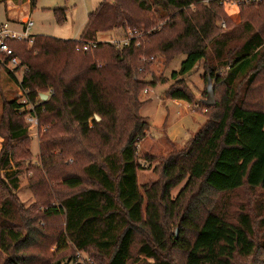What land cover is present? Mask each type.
<instances>
[{
    "label": "trees",
    "instance_id": "1",
    "mask_svg": "<svg viewBox=\"0 0 264 264\" xmlns=\"http://www.w3.org/2000/svg\"><path fill=\"white\" fill-rule=\"evenodd\" d=\"M201 2L104 0L88 15L78 41L41 35L34 36L30 46L26 42L7 41L14 56L25 66L18 82L25 103L9 102L10 111L4 120L7 137L5 141L0 137V190L8 194L7 200L0 206V218L4 220L0 226V250L9 254L7 241L14 245V255L7 256L4 264H38L37 258L21 254L37 247L40 235L36 228L30 226L39 220L38 216L22 229L5 223L12 218V211L19 212V205L13 197L18 190V174L9 171L18 155L25 156L23 148L30 126L23 119L34 113L40 123L45 115L55 121L49 135L48 132L46 135L49 141H43L39 146L43 166L55 161L53 150L64 151L63 144L68 140H57L51 133L59 126L67 136L74 137L77 133L86 141L95 134L102 143L95 154L85 149L89 163L84 167L83 174L87 182L97 188L79 191L61 200L58 205H49L42 212L64 220L62 233L55 243L57 247L61 242L70 244L75 251L89 254L94 264H129L132 262L131 249L135 236L145 235L140 241L137 256L150 261V264H172L168 256L161 260L170 246L183 251L184 264H235L236 257H264V229L257 234L249 215H239L237 223L232 224L212 212V199L216 194L229 193L245 186L264 191V99L253 100L252 106H244L232 93L237 79L252 71L249 82L260 81L259 75L264 68L258 73L255 66L264 53L261 52L264 48V28L253 32L233 59L222 65L227 69L225 76L218 74L221 66L205 68L207 80L215 86H225L229 96L222 105L215 98L211 107H206L203 101L199 103L198 112L204 114V125L181 147L183 149L179 154L165 159L161 167L163 183L160 181L151 187H143L144 194L140 193L141 187L137 182V172L142 169L137 148L145 138L149 124L138 115L144 105L137 98L143 86L138 77L141 68L138 60L141 55L148 57L150 53L143 49L145 42H140V38L119 47L97 41L100 34L136 29L134 26L142 19L131 14L128 10L130 4L137 7L140 15H149L154 11L181 19L186 10L202 7ZM31 5H34V0H31ZM210 6L218 8L220 4L215 0L210 1ZM203 8L200 12L205 21L202 27L194 29L196 42L187 50L179 71L172 73V80L187 75L197 63L206 59L205 49L200 47L199 41L201 37L207 39L215 34V13L212 14L207 7ZM261 8L264 12V2ZM57 12L62 14L57 18L61 24L64 21L63 11ZM168 28L171 26L167 23L163 30ZM190 32L187 29L185 35L190 37ZM138 33L141 34L140 31ZM86 43H97V47L87 53L76 51L77 47ZM106 54L109 57L105 66L98 67L96 60L103 59ZM91 58L93 61L86 63ZM263 58L261 61L264 62ZM115 74L118 78L114 77ZM9 75L14 78L11 73ZM40 95H46L47 99L41 100ZM165 98L183 101L190 106L194 101L180 82L168 88ZM29 107L34 111L28 110ZM126 126L130 129L125 130ZM113 143L119 147L114 150L112 146L111 152L104 154L103 148ZM78 153L74 152V157ZM62 156H66L65 153ZM147 158L151 159L143 157L145 161ZM186 175L188 180L182 193L177 200H171L170 191ZM83 184V178L77 175L66 176L62 180V185L70 190H77ZM192 189H197L196 198L190 197L185 205L186 193ZM202 209H206L204 214ZM21 212L22 215L27 213L23 209ZM166 217H175L181 232L189 234V238L186 235L178 240L169 238L166 235ZM260 224H264V219L260 220ZM260 264H264V259Z\"/></svg>",
    "mask_w": 264,
    "mask_h": 264
},
{
    "label": "rangeland",
    "instance_id": "2",
    "mask_svg": "<svg viewBox=\"0 0 264 264\" xmlns=\"http://www.w3.org/2000/svg\"><path fill=\"white\" fill-rule=\"evenodd\" d=\"M103 1L104 0H34L33 6L28 5V8L26 5H22L20 6V10L16 12L18 18H21L19 23L27 21L33 23L34 26L31 32L34 35L48 36L60 40L78 41L87 23L88 15L94 12ZM201 1L200 6L202 7L196 9L192 7L186 10L184 15L181 16V19L172 14L171 16L173 18H171L168 13H155L154 11L149 15L145 13L140 15L137 7L133 4H130L128 8L132 15L142 19L138 25L134 27L137 32H141V36L139 35L140 39H138L142 43L145 42L143 49L150 53L148 57L141 55L138 60L141 67L138 70V77L143 83V86L138 92L137 98L139 102L144 103L138 115L144 120L147 119L148 121H146L149 124V129L145 138L149 137V132L154 138L157 136L154 132L161 125V110L158 111L156 106L158 99L168 100L165 98V93L168 88L179 82L182 83L193 97L194 101L191 105L192 110L198 112V110H200L199 103L206 98L207 77L205 68L212 66L216 69L221 66L218 74L222 77L225 76L227 69L222 65H226L233 59L234 54L240 50L241 46L249 39L253 32L264 28V12L261 8L264 0H261L259 3H248L245 0H218L220 4L218 8L216 6H210V1L215 0ZM3 2L4 1L0 0V25L8 23L12 26L13 20L7 18L4 12L5 4ZM203 7H207L206 9L212 14L215 13L213 22L215 34H211L207 39L201 37L199 41L200 47L205 49L206 59L197 63L193 70L187 75L178 77L177 80H172V73L179 71L181 63L185 60L187 50L196 42V38L193 36L195 27L199 29L205 21L200 12L204 9ZM56 11H63L64 21L61 24L57 22V18L62 16V14L59 12L55 13ZM167 23L171 28L163 30L164 25ZM187 29L191 31L188 33L190 37L185 35ZM128 31H133V29L126 30L125 32L118 30L100 34L98 41L100 43L118 41L123 39ZM261 52H264V48ZM108 57L109 54H106L102 57L103 59L96 60L98 67H104ZM93 59L95 60L94 57ZM93 59H89L86 63L93 61ZM261 59L255 66L258 73L264 68V62L263 60L261 61ZM84 63L85 62L82 61L83 65ZM24 71L25 66L20 64L15 70L14 78H12L4 68L0 67V137L3 141H5L7 137L4 120L6 119V114L10 111L8 107L9 102L15 100L21 104L25 101L23 93L19 90L18 85ZM252 72L247 76L237 79L232 89V93L236 94V100L242 102L244 106H252L253 100L264 99V70H262V73L259 75L260 81L256 83L249 82ZM112 73L113 71L110 74L112 75ZM114 77L116 78L117 74H115ZM170 83L171 85L169 86ZM211 84L216 102L222 105L223 100L229 96L226 87L223 85L215 86L212 82ZM144 90H148L147 95L143 94ZM159 106L161 107L160 104ZM28 109H30V107ZM167 110L169 113L166 112ZM214 111L215 110L208 114L210 115ZM219 111L220 109L218 112ZM164 112V115L167 113L169 114L168 120L170 119L172 121L182 116V114H180V109L170 102L166 104ZM198 113L204 117L202 112L199 111ZM27 117L28 115L23 119L25 124H28ZM154 118L156 120H154ZM96 120L98 122L100 121L98 117ZM54 122L52 117L45 115L40 123L36 116L35 126L28 128L26 143L23 148L25 156L18 155L9 171V173L18 174V190L14 193L13 197L19 205L17 206L19 212H17V210L12 211V218H9L5 223L8 225H17L22 229L28 221L32 223V220L38 216L39 220L36 221L35 224L32 223L30 226L36 228L38 236L40 235V238L37 239V247L21 253L27 257L37 258L38 264H54L56 262H61V264H94L95 262L89 258V254L75 251L70 244L66 245L64 242H61L57 247L55 243L57 242L58 236L62 233L64 220L61 217L46 216L42 212H44L49 205H58L61 200L75 195L79 193V191L97 188L91 185L90 182H87L83 174L84 167L89 163L85 149L88 150L89 153L95 154L96 148H100L102 143L95 134H92L86 141L82 140L77 133L74 134V137L67 136L63 133V130L60 129L61 126H59L51 132L53 138L68 141L63 144L64 151L61 149L62 152H56L57 150L52 151V155L56 156L55 161L49 165L43 166L40 163L39 146L41 142L49 141L46 135L47 132L49 135V129L51 130V128L54 127ZM129 129L130 126H126L125 130ZM1 141L0 139V143ZM160 143L161 144H152L150 140H146L142 142V146L139 147L140 144L138 145L137 154L142 169L137 172V182L139 187H141V194H144L143 187H151L152 184L159 183L160 181L163 183L161 177L162 163L168 156L177 155L183 149L164 142L163 139H161ZM112 146L114 150L119 147L117 143L104 147V154L111 152ZM89 148L91 150H89ZM69 152L72 153L69 154ZM74 152L79 153L74 157ZM62 153H65L66 156H62ZM144 153H150L151 155H148V157H151V159L147 158V161H145L143 159ZM94 160L98 163L96 158H94ZM70 175L82 177L84 182L83 186L77 190H70L63 186V178ZM0 178L2 179L1 172ZM187 180L188 175L170 191L169 197L171 200H177L178 195L182 193L183 188L186 186ZM188 192L185 197V205L190 200V197L193 196L196 198L197 189H192ZM157 194L159 196L161 194L159 188ZM7 196V192L0 190V206L7 200ZM212 200L214 208L212 212L221 215L227 222L236 224L239 215L247 214L257 234H260V231L264 229V224H260V220L264 219V191L261 189H251L245 186L229 193L216 194ZM144 207L145 204L143 205V210ZM21 209L27 211V213L22 215ZM205 211L206 209H202L203 214ZM165 220L166 235L169 238L173 237L178 240L184 235L189 238V234L181 232L182 228L179 226L178 220L175 217H166ZM2 223H4V220L0 218V226ZM259 226L262 227L259 229ZM22 233L23 235L26 234V232ZM144 238L145 235L142 237L138 235L135 236V242L131 249L132 262L130 261L129 264L151 263L137 256L140 241ZM7 243L9 245V254H5L0 250V264L5 263L7 256L14 255V245L8 241ZM166 256L169 257L168 260L171 261L172 264H184L185 255L183 251L178 248H172L170 246L168 251L162 254L161 260ZM263 259L264 257H261V255H252L248 258L236 257L234 263L260 264Z\"/></svg>",
    "mask_w": 264,
    "mask_h": 264
},
{
    "label": "crops",
    "instance_id": "3",
    "mask_svg": "<svg viewBox=\"0 0 264 264\" xmlns=\"http://www.w3.org/2000/svg\"><path fill=\"white\" fill-rule=\"evenodd\" d=\"M1 1H4L3 2L5 4L4 12L6 13L7 18L13 20L12 28L15 30L16 29L19 30L20 25H18L17 23L21 18H18L16 11H19L21 8L20 6L22 5H26L27 7L28 5H31V0H1ZM99 38L100 36L98 35L97 41ZM170 85L171 83L169 84V86ZM169 102L180 109V114H182L180 118L173 121L170 119L168 120V116H169L168 110L166 111L168 113L164 115L165 114L164 109L166 108V104ZM159 104L161 105V107L159 106ZM156 107L158 111L161 110V114H160L161 125L154 132L157 136L154 138L152 134L149 132L148 134L149 137L143 139L142 142L146 140H150L152 144H161L160 141L161 139H163L164 142L170 143L174 146L176 145L178 147H182L189 139H191L198 132L200 127L205 123L204 117L198 112L191 110V106L183 101L158 99ZM154 120L156 119L154 118ZM142 142L140 143L139 147L142 146ZM144 154H145L144 156L151 155L150 153H144Z\"/></svg>",
    "mask_w": 264,
    "mask_h": 264
},
{
    "label": "built area",
    "instance_id": "4",
    "mask_svg": "<svg viewBox=\"0 0 264 264\" xmlns=\"http://www.w3.org/2000/svg\"><path fill=\"white\" fill-rule=\"evenodd\" d=\"M248 3H259L261 0H245ZM244 1V2H245ZM20 25V29H13L12 26L8 23L0 25V67L4 68L7 72L11 73L13 76L15 70L20 66V60L14 56L12 49L8 46L7 41H16V42H26L29 46L33 44L34 34H32L33 23L31 21L17 23ZM136 30L128 31L125 37L118 41H111L110 44L116 46H126L133 39L140 38ZM97 47V43H86L82 44L80 47L76 48V51H81L87 53ZM144 95L148 94V90L143 91ZM25 101L21 104H24ZM31 111H34L30 107ZM35 114V113H34ZM34 114L28 115L27 123L30 127H34L36 124V116Z\"/></svg>",
    "mask_w": 264,
    "mask_h": 264
},
{
    "label": "water",
    "instance_id": "5",
    "mask_svg": "<svg viewBox=\"0 0 264 264\" xmlns=\"http://www.w3.org/2000/svg\"><path fill=\"white\" fill-rule=\"evenodd\" d=\"M206 98L205 100L203 101V104L206 106V107H211L214 105V93H213V90H212V84H211V81L210 80H207V87H206ZM40 99L41 100H46L47 99V96L46 95H40Z\"/></svg>",
    "mask_w": 264,
    "mask_h": 264
}]
</instances>
